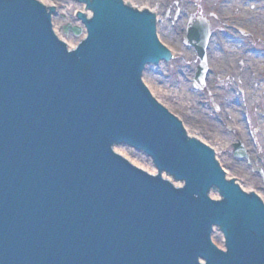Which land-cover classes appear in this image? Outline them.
Segmentation results:
<instances>
[{
  "label": "water",
  "instance_id": "obj_1",
  "mask_svg": "<svg viewBox=\"0 0 264 264\" xmlns=\"http://www.w3.org/2000/svg\"><path fill=\"white\" fill-rule=\"evenodd\" d=\"M86 3L88 37L70 52L39 2L0 0V264H264V204L225 179L142 81L148 65L176 56L152 13ZM115 145L145 152L184 187Z\"/></svg>",
  "mask_w": 264,
  "mask_h": 264
},
{
  "label": "rangeland",
  "instance_id": "obj_2",
  "mask_svg": "<svg viewBox=\"0 0 264 264\" xmlns=\"http://www.w3.org/2000/svg\"><path fill=\"white\" fill-rule=\"evenodd\" d=\"M38 1L43 2L45 5L48 4L55 7L57 12L54 17L55 28L62 39L74 44L80 42L82 37H77L72 33L65 35L63 30L68 24H75L83 27L77 21V14L79 13V9L82 8V4L78 3L76 0ZM131 1L137 3L139 6L155 10L157 18L161 20V23L159 24V36L162 40L168 43L176 54V56L170 60H165V63L162 62L158 65H150L146 68L142 79L147 85L153 98L162 106L170 109L182 121L186 133L189 136L192 134L196 136L197 139L200 138L203 141L206 140V143L218 150L222 158L225 155V158L223 159L226 164L223 162L222 164L230 175L241 178L242 183L247 187L252 186V188H254L255 186L251 185L252 183L257 185L259 183L262 184L261 180H257L249 172L248 169H251L253 173H257L252 166L246 164L248 163L247 159H244V161H246L244 168H247L248 172L244 171V169H239L238 163V166H236L232 162H228L232 159L237 160L234 158L235 154L233 145L239 143V141H236L237 136H235L236 139H234V137L231 139L226 134L231 133L228 131L227 126H234L231 125V121H234L232 120L234 117V109H231L233 105L230 106L227 102H236L238 104L236 101L237 97H235L234 93L236 92V88L237 90H241V86L244 87L243 84L245 83L244 78L238 76L242 71L244 73V66L241 67L239 65L240 60L253 51V54L248 56V68L245 73L250 81H252V88L258 84V88H255L253 109L250 110V126L247 127L245 122L241 124L240 120L236 123L237 128L244 127L246 139H249L252 143H256L255 151L257 150L259 155L264 157V135L261 131L257 130L260 127L259 122H264V70H260V64L259 66L255 65V60L252 62V55L255 53L264 61V0ZM162 2L166 5L165 9L164 6H162ZM255 4L257 7L261 4L262 10L256 8ZM181 12H184V15ZM213 14L219 16L221 20L223 17L231 19L232 21L230 24L239 25L244 28L243 30L249 32L252 31L255 37L246 39L228 28L226 31H222L221 28L224 26L217 23L215 18L212 17ZM186 16H188V18L185 19ZM191 16L193 18H205L209 20L213 34L217 32L218 36L215 40V44L211 47V52H214L215 48L218 47L217 44L221 45L223 36H225L227 41L223 40L224 46H234L231 54H233L232 57H236L234 58V63L231 62L230 57H228L227 63V56L224 55L225 51H223V54L220 53L221 57H219L215 63L208 57L209 61H211V64L209 65L211 75L207 77L206 86L201 90L197 89L194 85V78L200 62L197 59L195 50L185 42L187 36L186 24L189 23ZM84 34L85 32L83 35ZM152 73H154V76L149 78L148 75H152ZM234 84L237 86L235 87ZM262 88L263 90H261ZM242 90H246L245 87L242 88ZM240 104L241 106L239 104L237 106L239 111L243 107V103L240 102ZM201 107L204 108V110H202L204 113L199 110ZM226 107L230 109H227ZM236 115H239V118L246 121V118L244 117L245 113L239 112L236 113ZM230 129L232 130L233 128L230 127ZM250 130L254 134L253 139H251L252 137L249 135ZM205 132H209V135ZM238 138H240L239 135ZM115 148L119 151L121 156L126 158L133 165L145 169V171L152 169V158L146 153L136 151L135 149L126 146H116ZM253 149V145H251V151L249 152L248 157L255 154L253 153ZM252 163L256 166L259 162ZM157 173L158 171L156 174ZM164 175L173 183L176 182L171 176L163 174V176ZM261 193L264 195V192ZM210 195L212 198H220L216 192H211ZM213 242L217 248L223 249L224 243L222 234H219V232L215 233L213 236Z\"/></svg>",
  "mask_w": 264,
  "mask_h": 264
},
{
  "label": "bare ground",
  "instance_id": "obj_3",
  "mask_svg": "<svg viewBox=\"0 0 264 264\" xmlns=\"http://www.w3.org/2000/svg\"><path fill=\"white\" fill-rule=\"evenodd\" d=\"M41 3H43V2H41ZM46 3V2H45ZM124 3H125V5H131V8L132 9H138L139 11H145V10H147V11H149V12H151V13H155V10L154 11H152L151 9H149V8H147V7H143V6H139V5H137V3H135V2H132L131 0H125L124 1ZM47 4V3H46ZM162 6H164V9L166 8V5L162 2ZM47 6H48V9H50V8H52L50 5H48L47 4ZM184 6H185V4H184ZM186 6H187V4H186ZM255 7L256 8H258V9H261L262 10V7H261V4H259L258 5V7H257V5L255 4ZM156 8V7H155ZM177 12V11H176ZM185 12V11H184ZM184 12H181L183 15H184ZM92 14H93V12H92V9H89V7H88V5L87 6H82V8L81 9H79V13H78V21H80V24L81 25H86L87 24V22L88 21H90L92 18ZM190 15V14H189ZM188 15V16H189ZM188 16H186L185 17V19L188 17ZM86 19L85 21H83V19ZM183 18H184V16H183ZM186 26V25H185ZM162 28H163V26H162ZM165 31V30H164ZM84 37V36H83ZM169 37V36H168ZM171 38H172V36H171ZM68 43L70 44V49H74V47L77 45V43H72V42H70V41H68ZM233 47L234 46H231V45H229V48L228 47H225L224 48V50L225 51H230V52H233ZM223 54V50L221 49V48H219V47H216L215 48V50H214V52H211V49L208 51V54H210V58H211V60L215 63V62H217V60H218V58L219 57H221V54ZM228 55L230 54V53H227ZM250 54H252V53H250ZM249 54V55H250ZM248 55V56H249ZM248 56H246L245 58H243V59H241L240 60V62L241 61H243L244 60V66H247V64H248ZM252 62L255 60V65H258L259 66V64H260V70H264V61L263 60H261L260 58L261 57H259V56H257V54L255 53V55H252ZM160 58V57H159ZM162 58V57H161ZM164 58V57H163ZM234 58H236V57H232V56H230V59H231V62L232 63H234L233 61H234ZM167 59H170V58H167ZM246 60V61H245ZM162 63V62H161ZM164 63H165V61H164ZM224 67V66H223ZM235 69V68H234ZM149 76V78H151V77H153L154 76V73H152V75H148ZM238 76H242V78H244V82L246 83V87H249V88H251V90L253 91V93L255 94V88L253 87L252 88V85H251V82L252 81H250V79L246 76V75H238ZM252 80V79H251ZM237 84V83H236ZM235 85V84H234ZM235 87H236V85H235ZM235 94V97H237V99H236V101L238 102V104L241 106V104H240V102H241V98L244 96L243 94H241V93H239V92H235L234 93ZM230 106L231 105H233V107H231V109H234L233 110V113H234V117L232 118V120H234L235 122H237L238 123V120H239V115H236V113H239L238 111H239V109H237V106H238V104L236 103V102H232V103H230V102H227ZM227 109H230V108H228V107H226ZM236 108V109H235ZM199 110L200 111H202V110H204V108H199ZM238 110V111H237ZM202 113H204L203 111H202ZM234 121H232V122H234ZM264 123V122H263ZM228 137H230L231 139L234 137V135H231V134H226ZM192 137V139H195L196 138V136H194V135H192L191 134V136H190V138ZM203 142V141H202ZM205 143V142H204ZM206 144V143H205ZM115 151L118 153V154H120L119 153V151L115 148ZM218 159V158H217ZM231 159V158H230ZM218 161L219 162H224V159H218ZM237 161V160H236ZM225 163V162H224ZM237 163L239 164V169H244V171H246V172H248V170H249V172L251 173V175L252 176H254L257 180H261V174L260 175H258V174H254L250 169H248L247 170V168H244V165H245V163H243V162H241V161H237ZM226 164V163H225ZM258 165L260 166V167H263L264 168V165H262L261 163H258ZM142 169V168H141ZM143 170H145V169H143ZM256 170V169H255ZM147 171V170H146ZM147 172H149L150 174H152V175H156V172H157V170H156V168L154 167V164H153V167H152V169H149V171H147ZM259 176V177H258ZM164 178H166V177H164ZM229 178V177H228ZM230 179V178H229ZM254 184V183H253ZM176 186H181V184H176ZM240 186V188L244 191V192H247V193H256L257 195H258V197L264 202V197H262V194H261V192H259L258 190H253V189H251V188H247V187H244V185H239ZM255 187H256V184H255ZM256 189V188H255ZM257 191V192H256ZM214 199H219L218 197H214Z\"/></svg>",
  "mask_w": 264,
  "mask_h": 264
},
{
  "label": "flooded vegetation",
  "instance_id": "obj_4",
  "mask_svg": "<svg viewBox=\"0 0 264 264\" xmlns=\"http://www.w3.org/2000/svg\"><path fill=\"white\" fill-rule=\"evenodd\" d=\"M251 36H253V37H255V35H254V33L251 31ZM246 88H248V87H246ZM248 109L249 110H252L253 109V107H248ZM245 122V125L247 126V127H249V124L246 122V121H243V120H240V123L242 124V123H244ZM235 126H236V128H237V123H235ZM237 129H239V132H241V136H243V138L246 140V142L248 141V143H250L251 144V141L248 139H246V133L244 132V127H238ZM248 131V130H247ZM236 135H238V134H236ZM235 135V136H236ZM249 135L251 136V130L249 131ZM251 138V137H250Z\"/></svg>",
  "mask_w": 264,
  "mask_h": 264
}]
</instances>
